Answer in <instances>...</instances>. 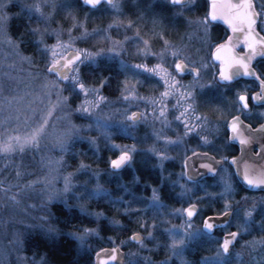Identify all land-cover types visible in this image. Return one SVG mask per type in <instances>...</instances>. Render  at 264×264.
Wrapping results in <instances>:
<instances>
[{
    "label": "rangeland",
    "instance_id": "rangeland-1",
    "mask_svg": "<svg viewBox=\"0 0 264 264\" xmlns=\"http://www.w3.org/2000/svg\"><path fill=\"white\" fill-rule=\"evenodd\" d=\"M67 1L0 0V264H45L43 257L26 247V240L37 235L46 241L65 235L73 248L90 250L91 239L98 236L93 227L103 217L81 206L82 198H105L102 176L121 179L120 172L132 168L138 131L144 133L140 141L149 137L147 150L160 171L168 162L177 164L175 182L188 206L194 200L195 188L184 181L181 160L196 149L212 148L216 139L212 134H199L200 113L216 110L221 117L244 113L241 92L230 106L219 102L224 101L227 88L215 82L205 17H189L192 12L188 9L196 0L177 8H171L168 0H115L103 6L113 20L99 33L95 50L84 44L95 32L88 31L84 20L70 21L66 26V19L60 21L76 14ZM259 5L264 6V0H259ZM12 8L24 12L26 23L31 25L32 42L41 52L36 61L10 36ZM259 11V26L264 32V9ZM69 51H78L83 58L60 82L47 69ZM98 60L114 62L125 73L122 92L112 104L107 103L102 87L86 86L80 80V68L94 66ZM178 60L198 69V75L180 78L174 71ZM252 112L259 116V110ZM136 113L140 117L134 121L131 118ZM251 114L245 112L246 116ZM114 128L129 141L109 142ZM98 140L109 142L116 151L113 159L128 153L130 162L119 173L110 168L113 159L107 171L84 162L67 171L66 159L77 156L83 145L96 149ZM200 185L203 189L204 184ZM212 186L220 189L216 195L225 210L238 192L228 167L217 174ZM123 188L124 194L128 192ZM247 198L234 207L232 227L239 236L237 246L229 257L218 251L206 264H264V241L257 237L264 222L256 224V199ZM114 201L127 204L123 197ZM54 206L79 214L64 233L58 232ZM162 207L158 189H152L146 205L151 223H142L141 231L134 232L143 237L142 242L111 243L110 248L125 249L126 264L188 263L186 257L202 236L201 228L186 222L185 207L172 210L169 216H162ZM122 213L127 212L124 209ZM160 255L162 259L154 258Z\"/></svg>",
    "mask_w": 264,
    "mask_h": 264
},
{
    "label": "trees",
    "instance_id": "trees-1",
    "mask_svg": "<svg viewBox=\"0 0 264 264\" xmlns=\"http://www.w3.org/2000/svg\"><path fill=\"white\" fill-rule=\"evenodd\" d=\"M67 2L70 4V9H74L76 14L71 15L72 18H64L60 21H65L66 19V26L68 23L70 24V21L84 20L88 31L95 30L91 37L85 39L84 44L88 50H95L98 47L95 46V42H97L99 33L113 20L108 10L103 7L91 10L84 7L79 0H69ZM11 10L14 11V16L9 22L8 30L10 36L19 41L21 49L26 56L36 61L41 56V52L36 49L37 46L32 42L31 25L26 23L23 16L24 12H20L17 8H12ZM68 12L72 14L69 10ZM63 13L67 14V12ZM75 16L76 18L73 19ZM79 75L84 85L102 87V94L105 96L107 103L110 104L118 99L124 87L125 73L114 62L98 60L94 66L81 67ZM239 90L238 82L232 84L231 89L227 92L231 103H235L236 91ZM144 91L148 90L144 89ZM143 135L142 131H138L134 140L138 152L133 155L132 168L129 170L124 169L122 172L119 171L122 174L121 179L115 176L108 179L106 174L100 179V183L106 190L107 195L105 198L97 200L92 197L82 198L81 206L86 207L89 212L95 215H102L103 217L93 227L97 231L98 236L95 239H91L90 250L73 248L70 240L65 235H59L52 241H46L45 238L39 235L31 238V240L28 238L26 240L27 249L32 248L35 256L43 257L45 264H93L92 257L96 251L110 247L111 243L127 241L130 234L141 231V225L148 226L151 223L149 218L150 211L146 208V205L152 189H158L159 200L163 206L162 216H169L172 210L181 208L185 201L180 199L175 182L177 164L168 162L160 171L157 167L156 159L147 150L149 137L140 141ZM109 138L108 141L115 144H124L130 139L120 134L115 128ZM108 141L98 140L95 151L83 145L82 149L80 148L77 151V156L72 155L66 159L67 171L74 170L79 162L88 163L92 167L107 171L109 161L116 155V151L108 146ZM123 187H126L128 191L125 194ZM119 197H123L127 204L121 206L114 201V199ZM109 198H113V200ZM124 209L127 212L126 214L122 213ZM76 211L74 209L63 211L60 207L54 206L53 213L58 224V232L64 233L66 230L71 229L70 225H74L71 223H75L79 217ZM79 222L80 224L83 223L82 221ZM163 224L167 223H162L161 225ZM88 228H92V226L88 225ZM37 237L39 239H36ZM37 240L39 241L38 244Z\"/></svg>",
    "mask_w": 264,
    "mask_h": 264
},
{
    "label": "flooded vegetation",
    "instance_id": "flooded-vegetation-1",
    "mask_svg": "<svg viewBox=\"0 0 264 264\" xmlns=\"http://www.w3.org/2000/svg\"><path fill=\"white\" fill-rule=\"evenodd\" d=\"M115 1V0H114ZM113 1V3H114ZM189 1V0H188ZM202 4H199V2L196 0L193 8L188 9V11L192 12L190 13V18H204L206 19L207 23V36L209 37L210 41V62L212 63L213 67L216 69V75H215V82L220 86V88H227L223 98L224 101L220 99L219 102H221L224 106L228 105L230 106V97L228 95L229 89H231L232 84L237 83L240 86V90L236 91V93L241 92L242 94H247L248 100L247 104L245 102L241 101V96L239 98V101L241 103L243 112H237L235 114H229L228 116L221 117L219 112L216 110L209 111L207 113H200V116L203 117L202 120H200V124L198 127L199 134H212L214 136L213 142L214 145L212 148H200L196 149L192 153L188 154L182 162V171H183V179L186 182V184L189 187H194V191L192 193V198L194 197V200L191 204L187 206V201H185L183 207V216L186 222L188 223H195L198 227L201 228L202 236L199 240L195 241L191 246L193 247L190 254H188L186 264H206V261L210 258L216 255V252L221 251L222 255L224 257H229L235 247L238 243V233L233 229L232 227V221L235 218V208L237 207V201L239 203V200L243 197H254L255 200V206L257 209V214L255 217L256 224L259 226V223L261 222L263 224L264 222V128L259 132V149L253 151V154L258 157L257 164L259 166V190L257 191H249L244 189L237 181L235 177L234 170L232 166L229 164L230 160L232 158H235L239 155V147L229 140V131H228V123L229 121L236 117L240 116L242 121L246 124H248L252 129H255L259 126V129L264 126V54H261L260 52H255L251 49L250 53L248 52V47L245 45L247 42L245 41L247 32L245 30H237L233 31L230 27H228L226 24L217 22V23H211L208 20V13H209V4L208 0H201ZM251 2V11L255 12L256 14V22L254 24V28L252 31L255 32V35L257 37H260L261 40H264V32L259 26V20L261 18V15L259 14L260 8L264 9V6L259 5V0H250ZM188 3V2H187ZM186 5V4H185ZM105 4H101L99 6L103 7ZM171 8H177L182 6H172L169 4ZM184 6V5H183ZM248 7V6H247ZM117 21V20H116ZM129 20H124V22H128ZM222 43H227L237 54L240 55H246L248 58V65L251 69L254 71L253 78H243L241 76L236 77L232 82L230 83H219L217 81V74L219 73L220 63H214L211 58L212 51L214 48ZM254 43H256V39H254ZM131 48V47H130ZM182 62L186 68L188 69H194L197 71V74H193L191 71H188L186 73L179 74L176 72V65L177 63ZM259 69V73H258ZM175 73L182 79H187L189 76H197L199 73V70L193 67H190L185 64L184 61L178 60L174 66ZM259 80V84H258ZM254 95H259L261 99H259V104L255 103L256 99H253ZM222 98V97H221ZM253 110H259V116L256 114V112H252ZM245 112H250V116H246ZM197 141H191L192 144H196ZM196 153H202L209 156H212L215 160L223 162L222 167L217 171V173L213 176L209 175H203L198 180H189L186 178L185 174V162L187 159L191 156H193ZM208 162V161H206ZM228 167L229 171L232 174V177L235 182V187L237 188V193L235 194L234 198L229 201L230 206L224 210L223 207V201L220 199L219 195L217 194V191L220 190L218 187L212 186L210 187L212 181L216 178L217 174L224 168ZM181 169V168H180ZM201 174V173H199ZM200 184H204V188H200ZM208 188V189H207ZM179 190V189H178ZM181 191H178V195L180 197ZM181 200H184L182 197H180ZM248 199V198H247ZM248 201V200H247ZM250 201V200H249ZM245 202V201H244ZM241 202L240 203H244ZM237 204V205H236ZM189 206H195L196 212L192 218V220L188 221L185 217L184 211ZM225 213H230L229 220L227 224L214 228L211 233H207L204 230V222L208 217L212 216H222ZM264 225V224H263ZM237 233V238L235 240L234 245L231 247L230 252L228 255H224L222 251V244L224 241V237L226 235ZM258 232V238L261 241H264V228ZM259 241V240H258ZM219 242L220 245H219ZM262 253V252H260ZM156 260L162 259L163 256H155ZM206 258V260H205ZM205 260V261H203Z\"/></svg>",
    "mask_w": 264,
    "mask_h": 264
},
{
    "label": "water",
    "instance_id": "water-1",
    "mask_svg": "<svg viewBox=\"0 0 264 264\" xmlns=\"http://www.w3.org/2000/svg\"><path fill=\"white\" fill-rule=\"evenodd\" d=\"M114 0H80V2L87 7L96 8L102 3L111 5ZM172 6H182L187 3L188 0H168ZM209 13L208 20L211 23L221 22L230 27L233 31L244 30L247 32L245 41L247 44L254 43V39L257 36L252 35V30H249L245 25H242L237 21L233 14L234 6H251L250 0H208ZM243 10L242 8L240 9ZM260 40L261 38L258 37ZM264 41V40H261ZM251 48L248 47L250 53ZM212 61L214 63H220L219 73L217 74V81L219 83H230L236 77L241 76L243 78H253L254 71L248 65V58L246 55L237 54L227 43L217 45L211 54ZM82 54L77 51H69L63 59L57 64L48 68V72L55 73L60 81H64L69 76L72 66L81 61ZM246 66V67H245ZM176 72L179 74L191 71L194 75L197 71L194 69H188L182 62L177 63ZM259 84V80H258ZM257 95L253 96L256 99ZM242 101V99H241ZM243 102V101H242ZM255 103L259 104V100H255ZM140 117V113H136L132 120H137ZM264 128L259 126L252 129L248 124L244 123L240 116L232 118L228 123L229 140L231 143L239 147V155L232 158L229 164L232 166L235 177L238 183L246 190L257 191L259 190V166L257 164L258 157L253 154V151L259 149V132ZM246 139L247 142H242ZM122 155V154H121ZM120 155V156H121ZM118 156L117 158H119ZM115 158V159H117ZM130 161V156L119 167H114L112 162L110 168L114 171H119L126 166ZM208 161V162H206ZM212 165L209 168L208 165ZM223 162L215 160L212 156L196 153L189 157L185 162V174L189 180H198L203 175L213 176L222 167ZM215 169V171H213ZM201 173V174H199ZM196 212L195 206H189L185 211V217L188 221L192 220ZM230 213H225L222 216H212L211 223L215 225L214 228L227 224ZM204 222V230L207 233H211L214 228L207 227L209 219ZM237 238V233H232L224 237V241L227 239L230 241V246L226 250L222 244V251L224 255H228L231 247L234 245ZM131 242L141 243L143 237L136 233L130 236ZM223 241V243H224ZM101 260H105L107 264H125L126 257L125 252L119 247L105 248L96 252L93 256V264H100Z\"/></svg>",
    "mask_w": 264,
    "mask_h": 264
},
{
    "label": "snow or ice",
    "instance_id": "snow-or-ice-1",
    "mask_svg": "<svg viewBox=\"0 0 264 264\" xmlns=\"http://www.w3.org/2000/svg\"><path fill=\"white\" fill-rule=\"evenodd\" d=\"M241 8L243 9L242 11L240 10ZM233 14L235 15L237 21L240 22L242 25H245L249 30H252L254 28V24L256 22V14L255 12L251 11L250 5L248 7H244L242 5L239 7L234 6ZM243 30L244 28H241V31ZM252 35L255 36L254 31H252ZM245 46L251 48L255 52H260L261 54H264V41H261L258 37L256 38V43L246 44ZM241 99L243 102H245V104H247L248 97L246 93L241 95ZM256 99L259 100L261 99V97L257 95ZM242 142H247V140L244 139L242 140ZM128 156H129L128 153H123L119 158L113 159L112 160L113 166L119 167L120 165L123 164V162L126 159H128ZM208 167L212 168V165L209 164ZM213 171H215V169H213ZM249 215H251V212H249ZM208 219H209V223L207 224V227L214 228L215 225L211 223V218ZM229 246H230V241L226 239L223 243V247L227 250ZM100 264H107V262L105 260H101Z\"/></svg>",
    "mask_w": 264,
    "mask_h": 264
}]
</instances>
